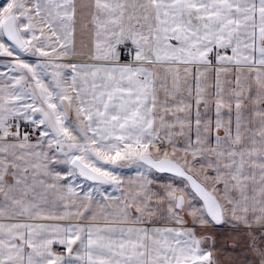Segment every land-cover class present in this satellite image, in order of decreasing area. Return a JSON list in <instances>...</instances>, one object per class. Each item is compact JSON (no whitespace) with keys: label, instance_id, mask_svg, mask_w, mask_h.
<instances>
[{"label":"snow or ice","instance_id":"6c2138e0","mask_svg":"<svg viewBox=\"0 0 264 264\" xmlns=\"http://www.w3.org/2000/svg\"><path fill=\"white\" fill-rule=\"evenodd\" d=\"M0 264H264V0H0Z\"/></svg>","mask_w":264,"mask_h":264}]
</instances>
